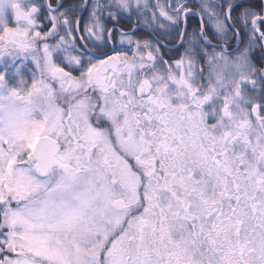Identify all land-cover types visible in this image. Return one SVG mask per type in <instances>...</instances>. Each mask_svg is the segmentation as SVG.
Masks as SVG:
<instances>
[{
    "label": "snow or ice",
    "instance_id": "obj_1",
    "mask_svg": "<svg viewBox=\"0 0 264 264\" xmlns=\"http://www.w3.org/2000/svg\"><path fill=\"white\" fill-rule=\"evenodd\" d=\"M189 5L0 0V264H264V0Z\"/></svg>",
    "mask_w": 264,
    "mask_h": 264
},
{
    "label": "flooded vegetation",
    "instance_id": "obj_2",
    "mask_svg": "<svg viewBox=\"0 0 264 264\" xmlns=\"http://www.w3.org/2000/svg\"><path fill=\"white\" fill-rule=\"evenodd\" d=\"M39 3H45L46 0H38ZM62 2L65 4L66 7L71 6L73 4H82L84 2V0H62ZM158 2V0H149L150 4H156ZM169 2V0H159L160 4H167ZM200 0H190V7L195 11L198 9ZM52 3L55 4L56 0H52ZM88 12H84L83 13V17L84 20L81 22V26H83V24L85 22H87V18H88ZM46 15L45 12L41 13V20L43 21V17ZM145 20V16L144 15H133L131 17V19L128 18L127 15L123 16L121 19H119L117 22H115V27L118 29H124V30H132L133 29V25H138L137 28V34L139 36H142L144 39H152V35L150 34L151 29L144 23ZM197 22V25H199L200 23V17L199 15L197 16H191L188 18V23H187V29L188 32L190 33L191 31L189 30V27L194 28V22ZM182 27L184 26L183 23L181 25ZM108 27H113V23L112 22H108ZM47 28H44L43 30H46ZM143 31V32H142ZM142 32V33H141ZM146 33L149 35L147 36ZM155 35L159 36V33H155ZM116 36V41L117 44H119V38H120V34L119 32H117L115 34ZM163 43H175V41H168V40H164L163 37H159ZM176 39H179V36L177 35ZM49 42H54V41H49ZM221 43H228L231 44L233 46V50L235 51V40L233 39H229L227 41H220ZM119 50H123V49H119ZM176 50H169V49H164V52L166 53V55L164 56V59H168L169 57H172L175 54ZM254 53V52H252ZM259 53H263L262 49H260Z\"/></svg>",
    "mask_w": 264,
    "mask_h": 264
},
{
    "label": "trees",
    "instance_id": "obj_3",
    "mask_svg": "<svg viewBox=\"0 0 264 264\" xmlns=\"http://www.w3.org/2000/svg\"><path fill=\"white\" fill-rule=\"evenodd\" d=\"M244 2H247V0H244ZM257 2H259V0H257ZM200 3V2H198ZM199 7V6H198ZM239 12V9H237L235 12H233V17L235 18V16L238 14ZM205 20H207V17H204ZM194 22V25L195 27L191 29L192 26L189 27V30L192 32L194 29H197L199 28V25H197V22L196 21H193ZM207 31L209 32V34L211 33L212 29H211V26H209V28L207 29ZM143 32V31H142ZM141 32V33H142ZM190 32V33H191ZM147 36H149L147 33H146ZM240 47H243V43L240 45ZM260 49L261 48H256L252 53V58L254 61H259V63L257 64V67H261L262 66V63H263V60H261V56H263V53H259L260 52ZM180 52H183V49L180 48V49H177L175 51V54L172 56V58H176L178 56V53Z\"/></svg>",
    "mask_w": 264,
    "mask_h": 264
},
{
    "label": "rangeland",
    "instance_id": "obj_4",
    "mask_svg": "<svg viewBox=\"0 0 264 264\" xmlns=\"http://www.w3.org/2000/svg\"><path fill=\"white\" fill-rule=\"evenodd\" d=\"M10 26H15L14 24H10ZM43 30V29H42ZM47 30V29H46ZM46 30H43V31H46ZM32 67V65L31 64H29V68H31Z\"/></svg>",
    "mask_w": 264,
    "mask_h": 264
}]
</instances>
